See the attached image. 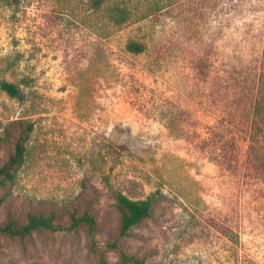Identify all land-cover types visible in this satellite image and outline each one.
Listing matches in <instances>:
<instances>
[{
	"label": "rangeland",
	"instance_id": "rangeland-1",
	"mask_svg": "<svg viewBox=\"0 0 264 264\" xmlns=\"http://www.w3.org/2000/svg\"><path fill=\"white\" fill-rule=\"evenodd\" d=\"M261 62L264 0H0V81L19 91L0 90V164L3 127L34 124L0 223L90 199L102 246L120 191L152 200L121 240L145 264H264ZM1 244L0 264H95L82 230Z\"/></svg>",
	"mask_w": 264,
	"mask_h": 264
},
{
	"label": "trees",
	"instance_id": "trees-1",
	"mask_svg": "<svg viewBox=\"0 0 264 264\" xmlns=\"http://www.w3.org/2000/svg\"><path fill=\"white\" fill-rule=\"evenodd\" d=\"M123 16L120 17V20ZM126 49L129 52L139 53L144 50V45L137 41H128ZM264 62L258 66V89L256 94H250L249 108L253 110L251 124L263 120L264 114V91L262 90ZM0 90L9 96H17L19 91L14 83L6 80L0 81ZM33 122L25 119H17L7 123L2 129V139L12 137V150L9 151L6 159L0 164V186L5 182L14 179L16 172L20 169L25 160L26 144L30 133L33 130ZM249 149L252 150L254 137L249 134ZM113 191V190H112ZM113 207L117 213V227L114 236L104 245H99L95 239L98 230L97 220L92 210L90 199L80 200L78 203L66 204L60 211L53 207L47 210L27 212L23 219L9 214L0 223V252L2 249L1 239L18 241L21 244L33 242L35 233H54L59 231L77 233L83 231L87 238V248L95 264H109L106 252L114 251L118 256V264H145L146 257L138 256L135 253H128L121 245V240L131 234V229L144 224L152 219L151 198L133 200L120 191H113ZM78 200V199H77ZM62 214V216H60Z\"/></svg>",
	"mask_w": 264,
	"mask_h": 264
}]
</instances>
